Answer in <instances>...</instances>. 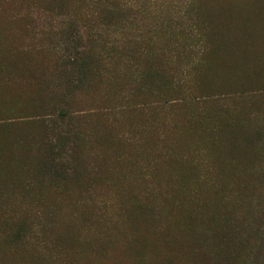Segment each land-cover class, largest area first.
<instances>
[{
	"label": "rangeland",
	"instance_id": "rangeland-1",
	"mask_svg": "<svg viewBox=\"0 0 264 264\" xmlns=\"http://www.w3.org/2000/svg\"><path fill=\"white\" fill-rule=\"evenodd\" d=\"M88 2L0 0V55L16 64L0 92L32 97L0 101L16 163L0 264H264V76L210 67L216 0H127L124 26L88 42L91 71L68 78L70 23L98 31ZM50 121L73 140L69 178L39 163Z\"/></svg>",
	"mask_w": 264,
	"mask_h": 264
},
{
	"label": "trees",
	"instance_id": "trees-1",
	"mask_svg": "<svg viewBox=\"0 0 264 264\" xmlns=\"http://www.w3.org/2000/svg\"><path fill=\"white\" fill-rule=\"evenodd\" d=\"M68 1V0H66ZM84 14L80 17L84 23H93L98 31L93 37L92 32H81L74 27L77 20L70 23L67 38L72 42L65 48L64 56L59 61L63 75L68 78L89 73L92 64L88 62V42L104 36L117 18L118 23L126 21L125 12L129 10L127 0H88ZM209 18L215 48L212 53L210 67L217 73L227 76L254 78L264 76V0H216L206 9ZM122 26H124L122 24ZM90 30L92 26H87ZM120 33L118 34H121ZM86 35V36H84ZM71 38V39H70ZM120 39L116 42H120ZM16 64L0 55V75L15 68ZM21 87L16 86L10 91L0 92V101L26 103L32 99L29 94H20ZM48 135L42 140L39 163L50 175L71 177L76 163L70 161L69 150L71 140L60 135L55 122L47 123ZM70 132V129H67ZM9 148L4 146L0 138V181L15 178L16 163L9 155ZM71 154H73L70 151ZM68 157V158H67ZM16 233V231H15ZM254 240L258 248L264 246V222L255 231ZM256 245V246H257ZM255 246V247H256Z\"/></svg>",
	"mask_w": 264,
	"mask_h": 264
}]
</instances>
